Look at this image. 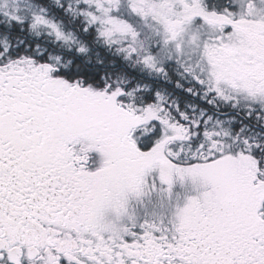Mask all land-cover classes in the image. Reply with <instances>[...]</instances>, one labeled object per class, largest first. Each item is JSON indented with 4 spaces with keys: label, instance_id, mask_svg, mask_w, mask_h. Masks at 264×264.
Masks as SVG:
<instances>
[{
    "label": "snow or ice",
    "instance_id": "6c2138e0",
    "mask_svg": "<svg viewBox=\"0 0 264 264\" xmlns=\"http://www.w3.org/2000/svg\"><path fill=\"white\" fill-rule=\"evenodd\" d=\"M0 264H264V0H0Z\"/></svg>",
    "mask_w": 264,
    "mask_h": 264
}]
</instances>
